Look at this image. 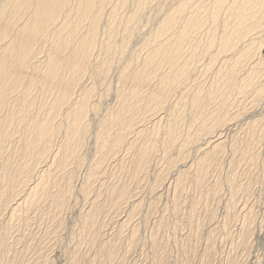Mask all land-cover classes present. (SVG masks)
Masks as SVG:
<instances>
[{
	"label": "bare ground",
	"instance_id": "1",
	"mask_svg": "<svg viewBox=\"0 0 264 264\" xmlns=\"http://www.w3.org/2000/svg\"><path fill=\"white\" fill-rule=\"evenodd\" d=\"M142 23L148 30L140 35ZM112 74L115 89L110 86ZM111 90L114 95L117 91L116 102L106 109L110 104L101 103ZM260 105L264 107V0H0V264H25L23 252L12 251L9 239L35 217L47 230L34 250L37 260L47 257L53 243L49 241L58 239L52 224L61 228V214L74 206L69 203L76 192L73 183L90 150L86 174L76 184V193L89 203L73 222L70 234L76 242L68 248V264H128L138 239L134 229L126 235L123 229L143 204L139 189L154 164L164 168L146 180L154 194L177 169V190L172 191L176 197L165 205L168 216L178 213L186 188L194 191L185 221L175 223L176 228L187 223L199 229L212 222V211L206 222L198 211L223 181L232 203L237 194H247L255 174L264 171ZM98 112H103L99 119ZM91 113L97 118L94 138L88 135ZM234 122L239 136L230 145L228 169L210 182L223 168L227 138L222 136ZM87 136L93 139V149L86 152L85 147L83 153L90 142ZM203 137H208L204 146ZM111 162L117 182L94 187L102 167L110 168ZM239 170L247 184L234 175ZM136 193L141 205L131 201ZM153 204L148 212V205L144 207L146 213H153ZM120 212L126 218L111 220L117 221L116 230L104 242L102 228L109 215L118 218ZM161 213L148 230L151 264H168L158 257L169 221ZM150 214L141 215L146 220ZM253 215L240 216L225 264H241L239 255L250 247ZM213 233L214 227L209 239ZM22 238L18 236L19 242ZM182 242L184 258L189 239ZM84 245H95L94 253L89 255ZM205 259L202 264H211L210 257Z\"/></svg>",
	"mask_w": 264,
	"mask_h": 264
},
{
	"label": "rangeland",
	"instance_id": "2",
	"mask_svg": "<svg viewBox=\"0 0 264 264\" xmlns=\"http://www.w3.org/2000/svg\"><path fill=\"white\" fill-rule=\"evenodd\" d=\"M146 26H147V24H145V27H144V23H142V28H141V25L138 27V33L137 34H139V32H141L140 35L146 34L147 31L145 29L148 30V28ZM141 37H143V36H141ZM137 40L138 39L132 40L131 44L135 45L134 42H136ZM118 63H120V62H118ZM117 66H120V65L117 64ZM115 72H113V73H115ZM115 75L112 74L110 77H113ZM110 77H109V79H111ZM113 79H114V77H113ZM113 79L110 80V82H111L110 86L113 87V89H115V87L117 88V85H116L117 84V80L116 79L113 80ZM113 81H114V83H113ZM113 91H115V95H117L116 94L117 91L116 90H113ZM110 92H112V90ZM98 94H99V92H98ZM113 95H114L113 92L110 93V95L106 96L107 98H105L103 100L105 102L101 103V105L103 107H106L107 105L110 104L109 107H106V109L110 108L112 105L115 104L116 96L114 95L115 96L114 97ZM108 97H109V99H108ZM96 98H98V95L94 99L96 100ZM106 99H108L107 102H106ZM111 100H112V102H111ZM260 108L263 109L264 107L261 106ZM100 109H101V111L105 112V109L103 110L102 107ZM99 112L97 113V115L95 114L98 117V119L100 118V116L103 115V112L102 113H99ZM90 116H92L91 119H90L91 122H92L91 123V129H92L94 127L93 125H95V127L97 126L96 125L97 123L95 122L97 118H96V116L93 117L92 113L90 114ZM234 124H233L234 127L230 125L231 126V128H230L231 130H229V128H228V130H226L225 132L223 131L224 135L222 133V135H223L222 137L223 138L224 137L227 138V139H225L227 144L225 143L226 145L223 146V147L226 146V148L222 150V151H224V152H222V154L225 155V156L223 155L225 158L222 159L223 156L220 155V159H222V160H220V163L222 164L221 166L224 169L220 167L221 171L220 172L216 171V173L211 178V181L209 180L210 182H212V180H214L215 176H217V175L221 174V176H224L226 171H227V169H228L227 168V165H228L227 161H229L231 159V152L229 150L230 149V145L236 139L237 135L239 136L238 128H236L237 123L234 122ZM94 132H95V130L93 128L91 130V134H88V135H90V137L94 138V134H93ZM90 137L87 136V138L89 139L90 142H87L88 144H86V146H84L83 149H81L83 151V153L87 149L89 150V148L93 149V146H92L93 139H91ZM203 138H205V137H203ZM207 139H208V137H206L205 140L203 139L204 142H203V140L201 141L202 142V146H204L203 143H206ZM86 141H88V140H86ZM214 141H215V139H214ZM214 141H212V142H214ZM87 145H89L90 147H88ZM85 147H86V149H85ZM207 147L208 146L205 144V147H203V149L206 148L204 150H207L208 149ZM84 149H85V151H84ZM201 150L202 149H200V152H201ZM261 150H262V152H260V151L259 152L263 153L264 152V144L262 145ZM90 152H92V150H90L89 152L86 153L88 156L86 154H85L86 156L84 155V157L86 159L85 162L87 164H88L87 160H90L91 157H92V154ZM200 152H198V154H197V152L193 151V152H191V154L192 155H196L197 154V156H198ZM225 152H227V154ZM80 154H82L81 151H80ZM90 154H91V156H89ZM156 155H157V153H156ZM226 155H227V157H226ZM159 156H157V157H159ZM261 157H262L263 165H264V153L261 154ZM85 162L83 163V165L81 167L83 171L80 170L81 168L77 169L78 172L76 171L78 175H76V183H73V186L75 185L74 187H76V190H75L76 192H77V189H78L77 187L81 184L82 179L84 177L83 174H86L85 172H86L87 167L89 165V164L87 165ZM158 164H154L156 167L154 165L151 166V167H154V168L150 167L153 170L156 168L154 171L150 170V168H149L148 171H152V172H149L150 174H148V176H150V175L152 176L155 173V171H156V173H157V171L159 173L162 172L161 169L163 168V164L162 163L160 165H158ZM85 165H86V167H85ZM109 165H111V167H110L111 169L109 168L108 165L107 166L104 165L103 166L104 168L102 167L103 171H102V173L99 176L100 178L98 177V179L96 180L97 182L96 181L94 182V187H98L100 185L105 187L107 185V183L110 184L109 182H111V183H113V181L117 182V178H115V176H114V174H116V171H115V169L112 170V168L115 167L114 166L115 162H111V163H109ZM179 166H180V164H178V167ZM107 167H108V169H110L111 172L107 169ZM185 168H186V166H185ZM185 168H183V169L180 168V169H182V171H183ZM158 169H160V170H158ZM173 170L175 171L174 172V176L171 177V178H170L171 175L170 176H166L167 180L164 179V181H163L164 186L162 185L163 183L160 186V188L161 189L163 188V191L165 190L167 192V194H166L165 191L164 192L161 191V189H159V187L157 188V190L155 189L157 194L156 193L154 194V191H151L152 193H150V189L147 186L148 185L147 183H149V181H146V180H148V178H149V180H151V176L148 177L146 175L145 181H146L147 189H146L145 184H144L145 181L143 182L144 185L141 184L142 186L140 185L141 188L139 189V192H141L140 194L145 199H143L141 197V195L137 194V193L135 194L136 198L133 197L134 200H136V201L131 199V201L136 202L135 204H139V203L142 202V201L140 202L141 199H139V198H142L143 204H145V206L142 204V206L137 211V214L132 216L133 219L131 221L133 223L130 222V224L125 227V229L126 230L128 229V230L126 231L125 229H123L124 235H126L127 232L129 233L130 230L134 229L136 234H137V239H138V242L136 243V246H135L136 247L135 248V253H133V255L128 260V262H127L128 264H151L152 263L151 261H152V252H153V250H151L152 247H151V245H149L150 244L149 241L151 240V237H150L151 232L150 231L148 232V230H149V228H150V230L152 229L153 225H151V224L152 223L154 224L153 221H155L160 216L161 211L163 213L165 208L167 210L168 206H167L166 203H168V205L170 206V202H172L171 199L176 197L175 194H174L175 193L174 191L177 190V188L175 187L176 185H175L173 180H174V178L176 176L177 169L175 168ZM261 170H262V168L259 170L258 173L255 174V175H258V177L254 176V179H253V182H252L253 184L251 183V185H250L251 187L249 189L250 193L248 192L249 193V194L247 193L248 195L244 194V193L243 194H241V193L237 194L236 197L233 198L234 200L232 201V203H231V199H230L232 194L229 191V188L227 187V185L223 181L222 185L220 186V191L215 196L210 197L209 198L210 200L207 202V204L204 205V206H201L200 210L198 211L199 219L201 221L203 220L204 222H206V217L208 216L207 215L208 211H212L213 215H214V219L212 220V222H210V223L206 222L199 229H196L194 227V225H189L187 223L186 224H182V225L179 224L180 226L178 228H176L178 226L177 224L179 222L185 221L182 218H184L186 216L184 214H186L187 213L186 211H188V209H189V201H190L189 199L194 197L193 196L194 195V191L192 190V188L191 187L186 188L185 191H183V193H181V195H180L181 196L180 200L182 201V204H181V207H180L178 213L175 214V216H177V218L175 216H168L169 215V213H168L169 211L168 210L167 211L165 210L166 213L164 212V214L161 213L162 216L165 215V217H169V221L170 222L168 221V225H167L168 228L166 227L167 229H165L166 231L164 233V238L160 241L161 246L163 247V249L159 250L160 251L158 253L159 259L164 257L165 258V262H167L168 264H202L203 261L206 260L205 257H210V259L212 261L211 264H225L226 258H227V254H228L229 248H230L228 243H229V241L232 242L233 236L239 231V228L241 226L240 224H241V220L242 219L240 218V216L243 215L245 212H247V213L249 212L250 214H252V215L254 214L255 215V217L253 215L254 220L251 223V228L253 229V232H252V235L250 237V242H249V244H250L249 246L250 247L248 248V251L245 254H243V255L240 254L239 255L238 260L240 261V259H241V261H240L241 264H264V171L261 174L260 173ZM107 173H108V176L106 175ZM110 174L113 175L112 177H114V179L110 176ZM234 175L235 176H240L239 183L247 184V182L245 183L246 180H244L242 178L241 170L236 172ZM106 177L109 178L110 180H107ZM168 178H170V179H168ZM78 180L80 181V184H79ZM74 181H75V179H74ZM98 182H99V184H98ZM165 182L166 183L168 182V183L165 184ZM210 182H209V184H210ZM76 184H78V186ZM168 184H169V186H168ZM164 187L166 189H164ZM173 188H175V189L173 190ZM141 189H143V190H141ZM147 190H149V191H147ZM158 190H160V191H158ZM76 192H75V195L70 199L71 202H69L70 204L72 203L71 204L72 206L73 205L74 206L73 207L70 206L69 208H67L63 212V214H61L60 218L64 220L63 221L64 222L63 226H61V228L57 227V222L55 223V221L52 224V225L56 226V227L53 226V228L56 231V232H54L55 235L54 234L53 235L57 236L58 239H53V240L49 241V244L53 242L52 245L51 244L49 245L50 249L48 250V252H46V256L49 257V258L45 257V259H43V260L42 259L37 260L38 256L36 255L37 254L36 250H34L35 246L37 245L36 242H38L37 240H39V238H41L42 236L46 235V233L44 231L47 230V229L45 228V225H43V223H42L43 221H39L40 222L39 223L35 219L36 218L35 217L30 225H27V227H23V230H24L23 232L18 230V231H14L15 234L12 233V236L9 239V243L11 245L12 251H15L16 250L15 248H17L18 250L22 251L23 252V259H24L25 264H28V263H31V264H35V263L37 264L38 263L39 264V262H40V264H68V261H69L68 257L69 256L67 255V251H69V249L71 250V247H73L75 242H76V240L73 239L72 234H70L71 229L74 226L73 222H75L77 220V216L79 215V213L82 214V212H84L87 209V203H89L86 199L84 200L83 198H81L82 195H80V194H78ZM148 193H150L152 195V197H153V194H154V196H156V198L157 197H161V198H159V199L157 198L156 199L155 197H153L154 198L153 202H155V204H153V202H151V200H153V199L150 198L151 195L149 194L150 195L149 196ZM160 194H161V196H159ZM162 194L163 195L165 194L166 196L164 195L162 197ZM172 194H174V195H172ZM191 195H192V197L189 198ZM172 196H174V197H172ZM244 196H246L247 198H245ZM167 200H169L170 202L167 201ZM151 203L157 209H155V207H154L153 213H151V214L150 213H146L145 211L147 210V212H148V208L152 205ZM84 205H86V206L84 207ZM139 205H141V204H139ZM146 205H148V206L146 207ZM229 205H230V209H228ZM144 207H146L147 209L144 208ZM142 211H144L145 213L142 212ZM154 211H156V212L158 211V213H156ZM143 213L146 214V215L150 214L151 215V216L149 215L150 218L148 216L147 218H149V219L145 220L144 217L146 218V215H143ZM119 214L122 215V216L118 215V218H117L116 215H113V216L109 215V217L111 216V218L107 219V221L108 220H110V221H108V222L106 221V224L104 226V228H106V229L102 228L101 233H102V238L105 239L104 242L107 241L108 235L111 238V236L114 234V232L116 230L115 226L117 225L115 222H117L118 219H120V222H121V220L125 216L124 214H126V213L124 212V214H123L122 212H120ZM139 214L140 215L142 214L144 217H142V215L140 216ZM158 214H159V216L157 217ZM152 215H153V217H152ZM62 216H63V218H62ZM154 218H155V220H154ZM54 219H56V218H54ZM112 219H113V221H114V219H116L117 221L112 222L111 221ZM181 219H182V221H181ZM224 222H226V224H224ZM111 223H113V225H112L113 227H109V225L111 226ZM175 223H177V224H175ZM34 225L35 226L38 225L39 227H34ZM40 225H42L43 227L40 226ZM129 226H130V228H129ZM30 227H33V228H30ZM213 227H214V232L215 233H213L214 235L209 239L208 233L210 231H212ZM35 229H37V231L33 232V231H35ZM61 229H63V230H61ZM73 229H74V227H73ZM107 229H108V231H106ZM59 230H61V231H59ZM29 232H31V233H29ZM103 232H104V234H103ZM197 232H198V234L196 235ZM21 233H23V234H21ZM15 235H16V237H15ZM18 236H20V237L23 236L22 242H19ZM28 236H30L31 238L28 237ZM105 236L107 238H105ZM13 238H15V239H13ZM110 238H108V239H110ZM148 238H149V240H148ZM187 238L189 239V243L187 242V244L189 246V249L187 250L188 251L187 256L183 258L182 254H181V249H182L181 248L182 247L181 243H184L182 241H184V240L186 241ZM17 239H18V241L16 243ZM28 243H30V244H28ZM16 244H17V246H16ZM24 246L25 247L27 246V247L24 249ZM66 248H67V250H66ZM83 249L84 250L86 249L87 251L86 250L85 251L89 255H91V254L94 253L96 248H95V245H84ZM208 251H210L209 255H207ZM24 253H25V255H24ZM26 254H28V255H26ZM34 254H35L36 258L34 256ZM48 254H49V256H48ZM88 256H86L83 261L87 260ZM165 256H167V258ZM51 257H52V259H50ZM30 258H34V259H30ZM187 258H188V261H185V259H187ZM32 261H34V262H32ZM84 263H87V262H84Z\"/></svg>",
	"mask_w": 264,
	"mask_h": 264
}]
</instances>
